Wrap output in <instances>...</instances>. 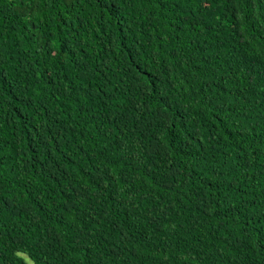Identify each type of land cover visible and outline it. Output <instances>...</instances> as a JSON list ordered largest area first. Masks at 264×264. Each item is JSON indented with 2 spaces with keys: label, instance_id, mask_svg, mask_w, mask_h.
<instances>
[{
  "label": "trees",
  "instance_id": "1",
  "mask_svg": "<svg viewBox=\"0 0 264 264\" xmlns=\"http://www.w3.org/2000/svg\"><path fill=\"white\" fill-rule=\"evenodd\" d=\"M0 264H264V0H0Z\"/></svg>",
  "mask_w": 264,
  "mask_h": 264
}]
</instances>
